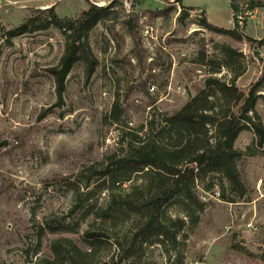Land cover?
Listing matches in <instances>:
<instances>
[{
    "label": "rangeland",
    "instance_id": "374dc122",
    "mask_svg": "<svg viewBox=\"0 0 264 264\" xmlns=\"http://www.w3.org/2000/svg\"><path fill=\"white\" fill-rule=\"evenodd\" d=\"M88 1L112 4L117 17L89 32L98 60L92 76L84 79L76 63L58 97L49 69L58 62L64 36L48 23L47 8L54 4L56 15L72 16L85 8V0H0V264L9 258L12 264H45L43 259L52 256L49 240L59 235L87 247L81 215L104 196L89 194L84 181L117 148L123 123L138 125L149 118L150 109L156 118L178 109L207 77L233 80L246 91L264 74V7L248 9L250 0H179L181 8L194 7L186 9L180 23L181 11L175 15L169 3ZM168 7L173 8L155 16ZM195 9L211 24L228 29L234 17L238 23L239 11L237 29L251 39L234 40L204 28L202 17L189 12ZM131 13L136 15L134 38L121 23ZM22 25L24 32L8 36ZM257 93L264 96V88ZM117 95L125 110L116 124L109 113ZM255 108L264 126L261 98ZM234 147L241 152L236 167L245 187L239 202L207 193L198 222L186 224L173 246L140 243L131 235L132 216L121 215L116 225L105 224L106 237L91 264H264V143L256 145L253 133L242 130ZM47 224H76L77 230L50 232Z\"/></svg>",
    "mask_w": 264,
    "mask_h": 264
},
{
    "label": "trees",
    "instance_id": "16d2710c",
    "mask_svg": "<svg viewBox=\"0 0 264 264\" xmlns=\"http://www.w3.org/2000/svg\"><path fill=\"white\" fill-rule=\"evenodd\" d=\"M53 6L47 8L48 23L61 32L64 44L57 64L49 72L54 77L57 96L61 97L64 78L76 63L81 64L84 79L92 76L98 60L90 49L89 32L106 18L114 20L117 11L110 3L98 6L85 0V8L76 14L58 16ZM256 7H264V2L250 0L247 8ZM171 8L156 11L155 16L165 14ZM193 8L182 6L178 22L182 21L186 9ZM135 19L136 15L133 17L131 13L121 20L132 38L135 36ZM235 21L236 17L230 29L213 25L205 17L199 23L234 40L243 36L250 40L251 37L237 29ZM25 27L9 30L8 36L24 32ZM199 60L203 62L202 55ZM216 69L218 65L213 70ZM144 86L142 84L141 90L147 93ZM259 88H264V74L246 91L238 88L233 80L226 83L207 77L203 86L178 109L156 118L150 109L153 101H150L145 105L150 109L148 119L134 127L120 123L124 128L118 133L117 148L84 181L89 194L103 192L104 196L102 203L88 206L82 212L86 227L81 238L87 247L81 249L69 237L59 235L49 240L52 256L44 258L43 262L91 264L106 237L105 224L116 225L121 215L132 216L135 227H132L131 235L140 243L152 240L173 246L177 243L176 234L186 224L198 222L207 193L214 195L217 191L218 198L228 203L239 202L245 195V187L236 167L241 152L234 147V142L242 130H250L256 145L264 143V126L255 108L259 98L264 104V96L257 93ZM124 110L117 95L111 105L110 121L121 122ZM217 186L221 188L220 192L213 190ZM169 208L176 209L180 215H171ZM96 223L97 229H94ZM45 227L50 232L77 230L76 224H47ZM38 246L37 243L36 251Z\"/></svg>",
    "mask_w": 264,
    "mask_h": 264
},
{
    "label": "built area",
    "instance_id": "2783aa9c",
    "mask_svg": "<svg viewBox=\"0 0 264 264\" xmlns=\"http://www.w3.org/2000/svg\"><path fill=\"white\" fill-rule=\"evenodd\" d=\"M125 1H127V0H125ZM151 1H155V2H158V3H169V4L173 5L176 8L175 9V15H178L180 13L181 9H182L180 7V5H179V0H151ZM93 3L95 5H98V6H102L104 4L103 2H98V1H93ZM126 10H127V12H130V10H129V3L127 4V9ZM189 12L191 14H193L194 16H198L199 18L202 17V15H204V13H202V11L199 10V9L198 10L197 9L190 10ZM236 16H237V21L239 23L240 22L239 20L241 19V16L239 15V11L237 12V15ZM148 31H149L148 30V27H145L144 32L145 33H148ZM215 195L218 196V192L217 191L215 192ZM247 227L251 228L252 227V224L251 223H248L247 224ZM35 256H36V254H35ZM12 262H13L12 258H9L8 261H6L4 264H12Z\"/></svg>",
    "mask_w": 264,
    "mask_h": 264
},
{
    "label": "crops",
    "instance_id": "0c3cea01",
    "mask_svg": "<svg viewBox=\"0 0 264 264\" xmlns=\"http://www.w3.org/2000/svg\"><path fill=\"white\" fill-rule=\"evenodd\" d=\"M51 4V2H48V3H43V4H41L40 6H49ZM190 7H192V6H190Z\"/></svg>",
    "mask_w": 264,
    "mask_h": 264
},
{
    "label": "bare ground",
    "instance_id": "6f19581e",
    "mask_svg": "<svg viewBox=\"0 0 264 264\" xmlns=\"http://www.w3.org/2000/svg\"><path fill=\"white\" fill-rule=\"evenodd\" d=\"M41 7H45L46 8V5L45 6H41Z\"/></svg>",
    "mask_w": 264,
    "mask_h": 264
},
{
    "label": "water",
    "instance_id": "95a60500",
    "mask_svg": "<svg viewBox=\"0 0 264 264\" xmlns=\"http://www.w3.org/2000/svg\"><path fill=\"white\" fill-rule=\"evenodd\" d=\"M236 2V1H235ZM105 264V263H104Z\"/></svg>",
    "mask_w": 264,
    "mask_h": 264
}]
</instances>
